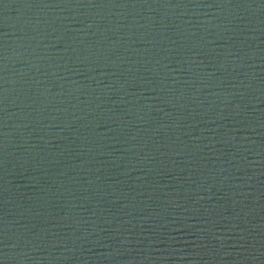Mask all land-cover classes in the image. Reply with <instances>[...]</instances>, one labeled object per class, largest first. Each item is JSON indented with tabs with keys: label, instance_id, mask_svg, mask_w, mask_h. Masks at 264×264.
I'll list each match as a JSON object with an SVG mask.
<instances>
[{
	"label": "water",
	"instance_id": "1",
	"mask_svg": "<svg viewBox=\"0 0 264 264\" xmlns=\"http://www.w3.org/2000/svg\"><path fill=\"white\" fill-rule=\"evenodd\" d=\"M0 264H264V0H0Z\"/></svg>",
	"mask_w": 264,
	"mask_h": 264
}]
</instances>
